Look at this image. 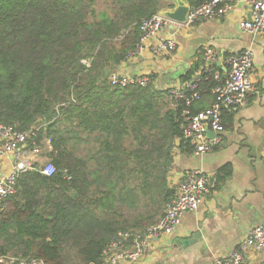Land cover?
<instances>
[{
  "label": "trees",
  "instance_id": "obj_1",
  "mask_svg": "<svg viewBox=\"0 0 264 264\" xmlns=\"http://www.w3.org/2000/svg\"><path fill=\"white\" fill-rule=\"evenodd\" d=\"M165 8L163 0H0V126L50 139L43 168H55L21 173L17 193L0 203L1 256L103 264L115 239L164 218L178 194L176 151L194 153L187 113L212 106L224 81L201 56L182 80L200 95L190 105L150 76L146 86L112 84L136 57L142 24ZM231 175L230 165L220 169L216 188Z\"/></svg>",
  "mask_w": 264,
  "mask_h": 264
},
{
  "label": "crops",
  "instance_id": "obj_2",
  "mask_svg": "<svg viewBox=\"0 0 264 264\" xmlns=\"http://www.w3.org/2000/svg\"><path fill=\"white\" fill-rule=\"evenodd\" d=\"M163 1L167 11L176 7L175 0ZM235 1L234 9L216 20L193 25L169 21L162 32L144 44L140 55L122 67L121 74L153 77L158 89L168 90L185 86L183 78L209 51L213 58L207 64L223 80L231 70L232 57L247 50L254 52V90L244 107L225 117L227 128L221 134L222 143L204 156L176 151L171 183L177 187L188 174L201 172L208 178L209 194L197 211L183 216L172 234L152 240L140 260L120 264H213L231 258L252 229L264 223V34L252 35L240 27L241 21L251 19V10L243 0ZM165 40L175 42V52L154 54L152 48ZM15 164L11 156L1 159L0 179L10 174ZM229 165L231 177L216 188L218 172ZM245 258L247 264H255L264 260V251L247 250Z\"/></svg>",
  "mask_w": 264,
  "mask_h": 264
},
{
  "label": "built area",
  "instance_id": "obj_3",
  "mask_svg": "<svg viewBox=\"0 0 264 264\" xmlns=\"http://www.w3.org/2000/svg\"><path fill=\"white\" fill-rule=\"evenodd\" d=\"M243 2L251 10V19L241 21L240 27L249 34L263 35L264 0H243ZM233 9L234 4L226 3L225 0H210L201 7L192 9L186 25H193L204 20L219 19ZM168 22L166 18L158 14L142 24V43L138 48L136 57L144 51V44L162 32ZM175 50L176 44L173 40L161 41L152 48V52L158 55L171 54ZM212 58L213 54L209 51L204 60L211 64ZM253 61L254 52L252 50L244 51L232 57L229 60L231 67L229 75L215 90L216 100L212 106L194 116H190L189 112L187 113L184 137L191 142L195 156H204L222 143L221 134L225 132L222 120L223 110L237 112L247 104L248 95L254 90L251 80ZM216 79L220 80L218 74H216ZM149 81L147 77L131 78L121 73L114 74L111 78L113 85L122 86L134 83L146 86ZM186 88L194 92L191 98L187 97ZM169 90L171 97L177 100H185L189 105L200 100V95L195 92L196 86L194 84L173 87ZM209 131L214 132V137L208 135ZM36 138L37 130L22 133L11 127L0 126V160L11 156L16 162L12 172L0 179V203L17 193L18 176L21 173L34 170L35 159L43 156L45 148H47L45 150L50 149V139H45L42 144H39ZM26 158H32L34 163ZM42 169L43 174L47 176H51L55 172L54 166ZM177 187V197L167 205L164 218L157 225L149 228L144 235L126 233L115 239L104 252L103 264H120L125 261L136 262L140 260L149 250L152 240L162 235L172 234L181 224L183 216L187 212L197 211L210 192L208 178L201 172L188 174ZM250 249L258 253L264 251V223L252 229L241 249L234 253L231 258L216 260L213 264H247L245 253ZM0 264H42V262L0 255Z\"/></svg>",
  "mask_w": 264,
  "mask_h": 264
},
{
  "label": "water",
  "instance_id": "obj_4",
  "mask_svg": "<svg viewBox=\"0 0 264 264\" xmlns=\"http://www.w3.org/2000/svg\"><path fill=\"white\" fill-rule=\"evenodd\" d=\"M175 1H176V7L173 10H169V11L163 10L162 12L159 13V15L166 18L168 21H171L172 23H176L179 25H186L188 16L192 11V7L188 3V0H175ZM210 134H212L213 137L215 135L214 132L209 131L208 135L210 136Z\"/></svg>",
  "mask_w": 264,
  "mask_h": 264
},
{
  "label": "rangeland",
  "instance_id": "obj_5",
  "mask_svg": "<svg viewBox=\"0 0 264 264\" xmlns=\"http://www.w3.org/2000/svg\"><path fill=\"white\" fill-rule=\"evenodd\" d=\"M26 159L30 162H33L32 158H26ZM46 161L47 159L45 157L43 158L39 157V158H36L35 163L34 162L33 163L36 164V166L41 170L43 168V165H45Z\"/></svg>",
  "mask_w": 264,
  "mask_h": 264
}]
</instances>
